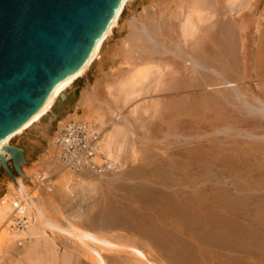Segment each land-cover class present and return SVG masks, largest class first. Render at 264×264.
Masks as SVG:
<instances>
[{
    "label": "rangeland",
    "instance_id": "1",
    "mask_svg": "<svg viewBox=\"0 0 264 264\" xmlns=\"http://www.w3.org/2000/svg\"><path fill=\"white\" fill-rule=\"evenodd\" d=\"M179 5L135 0L123 7L85 76L10 140L23 150V175L8 162L12 183L0 167V207L30 199L61 231L33 206L21 217L15 209L0 215V264H264V78L257 51L264 0L244 6L241 19L227 0ZM229 16L235 24L225 37L221 25ZM187 20L194 30L184 34ZM143 25L157 30L166 50L132 39ZM201 35L202 53L195 49ZM193 58L215 70H201L208 87L195 80ZM223 76L254 94V111L239 107L237 97L223 103L210 96L214 86H226ZM69 120L99 133L101 164L92 163L99 170L69 169L55 155L54 139ZM112 122L121 132L107 154ZM100 229L105 236L112 230V245L83 234Z\"/></svg>",
    "mask_w": 264,
    "mask_h": 264
},
{
    "label": "water",
    "instance_id": "2",
    "mask_svg": "<svg viewBox=\"0 0 264 264\" xmlns=\"http://www.w3.org/2000/svg\"><path fill=\"white\" fill-rule=\"evenodd\" d=\"M121 1L0 0V142L89 59ZM1 151L0 167L13 183L8 162L23 175V150L8 144Z\"/></svg>",
    "mask_w": 264,
    "mask_h": 264
},
{
    "label": "bare ground",
    "instance_id": "3",
    "mask_svg": "<svg viewBox=\"0 0 264 264\" xmlns=\"http://www.w3.org/2000/svg\"><path fill=\"white\" fill-rule=\"evenodd\" d=\"M134 1L135 0H122L120 2L119 7H118L117 11L115 12V14H114V16H113L108 28L104 31V33L101 35V37L96 41V43L94 45V48H93V51L90 54L89 59L84 64H82L76 71H74L72 74H70L69 76H67L66 78H64L63 80H61L57 84L55 90L53 91V93L51 94V96H50V98H49V100L47 102L46 107L40 113H38L37 115H35L31 119H29L28 121L23 123L21 126L16 128L12 132H10L0 142V153H3L1 151L3 146H7L8 143L11 142L10 140H12V138H14L15 136H18L23 131L28 129L30 126H32L34 123L38 122L45 114H47L51 110V108H52L53 104L56 102V100H58V98H60L62 96V94L67 89H69L70 86L73 85V83L77 79L82 78L83 76H85V74L88 71V68L98 58V55H99V52H100V48H101L103 42L110 36V34H111L112 30L114 29V27L117 26V23H118V20H119V17H120V14L122 12L123 7L129 6ZM183 1H185V0H181V5H179V6H181V8H182ZM227 1H229L230 5L235 6L234 9H231V11H236V13L238 15V18H240V19L242 18L241 10L244 9V6H246L245 8H247L248 10H251V8L258 7L259 3H260V0H243L244 1L243 2L244 5H243V4H241L242 0H227ZM250 1H253L254 3L250 2ZM201 2H202V0H192V5L197 7L198 5H200ZM251 3H253V4H251ZM234 22H235V18H232L231 16H229L226 21L222 22V25H221L222 36L231 37V34H230L231 29L229 28V26L234 25L235 24ZM191 26H193V23L190 22V20L189 21L187 20L186 23L184 24V27H183L184 34L185 33H187V34L189 33L188 32L189 28L190 29L193 28ZM149 27H150V25H149ZM196 29H197V27H196ZM192 30H194V29H192ZM156 32H157V30H150L145 25H143L139 29V31L136 30V32L132 33V39L137 41L139 43V45H142V46L145 43H151L155 49L166 50L165 46H163L162 44H158L156 42V40H155ZM245 36H246V34H245ZM259 39H260L261 42L259 41V45H258V48H257V51L259 52V57H260L258 59V61H259V66H260V72H262V76H263L261 78H264V59H262V57H261L262 52L264 53V47H263L264 32L262 34H260ZM245 40L242 38V47L248 48L249 41H248L247 36H246ZM196 43H197L196 44V48H195L196 51L202 53L204 48H205V46H206L207 38L204 35H201L200 39L197 40ZM213 44L214 43L212 42L211 45L214 46ZM191 63H192V67L194 69V74L196 76L198 75L197 78L195 79L197 82H200V81H202L204 83L206 82L205 81L206 79L203 78V76L200 74L201 70H205V72H213V71H215L211 66L203 64L200 60H198V58H193L191 60ZM145 74H146V71H143V70L142 71H138V75H140V76H144ZM241 78L244 81V78L243 77H241ZM245 78H246V76H245ZM219 79L222 80V84L221 85L222 86L226 85V86L222 87V88L214 86V88L211 89V95L210 96L212 98H214L215 101H221L222 100L223 103H224V101L227 102V101L231 100L233 98V96H234V98L237 97L236 98L237 102H238V100L240 102V103L238 102L239 103V105H238L239 107L242 105V108L246 109L247 112L254 111L253 109H255V108L253 106H254L255 101L257 100V98H254V94H252L251 92L249 94L245 93L244 90L242 89V87L239 86V83H238V85L229 86L230 83L227 81L228 79L226 80V78L224 76L220 77ZM239 79H240V77H239ZM208 85H206V83H205V86L208 87ZM123 90H125L124 87H123ZM122 92H124V91H122ZM122 94H124V93H122ZM230 103H232V102H230ZM158 105H157V107H158ZM168 106H170V105H168ZM258 112H263V111L258 110ZM111 115L114 117L115 120L123 121L122 118H120V116L114 114L113 111H111ZM90 117L95 118L98 121V123L100 124L101 127L104 125L103 118L99 115V113L97 111H92V113L90 114ZM80 122L84 123L85 128H86V132H87V135H88L87 137L89 139H91L93 136H95L96 138H99V133L94 131L88 125L87 122H84V121H80ZM118 126L119 125H117V123L112 122V129L109 132V135L107 136V141L105 140L103 148H102L103 152L105 151L107 154L112 152L111 149L115 145L114 141H115L116 137L121 132V130H120V128ZM226 130L229 131V132H234L235 131V129L229 128V127H227ZM222 132H223V130H222ZM100 142H101V138L97 139L92 144V146H91L92 156H91L90 159H85L83 156H79L77 158H67V160H65V162L63 161L64 164H66L65 167H68L69 169L75 170V169H78V168L83 167V166L92 165V166L95 167L96 170H99L98 167H96L92 163H93V158H94V162H96L98 164H101V158H100L99 155H97ZM54 150L56 151L55 155L59 157L60 153H61L60 152L61 150L57 149L55 147H54ZM147 179H144V180H147ZM14 182H15V180H14ZM148 182H151V181H148ZM107 184H111V180L110 179L107 180ZM81 187L83 188V186H81ZM92 187H93V185H92ZM14 199L15 200H14V202L12 204H10L9 202H5V203L2 204V206L0 207V215H4L5 216L6 213H8L9 211H13L15 209L17 214L21 217L22 215H25L26 211L30 207L33 206L37 210L36 213H37V216H38L39 219H41L45 224L51 226L55 230H60V228L55 223H53L51 220H49L48 217L47 218L45 217L44 212L39 207L35 206L30 199H26V198L22 199L20 197H16ZM75 231H77V230L75 229ZM111 231L106 233V236L103 235V232H104L103 229H100L97 234H95L93 232H86V231H84L83 234L86 235V236L92 237L93 239H95L98 242H102V243H105L107 245H112V241H111L112 232Z\"/></svg>",
    "mask_w": 264,
    "mask_h": 264
},
{
    "label": "built area",
    "instance_id": "4",
    "mask_svg": "<svg viewBox=\"0 0 264 264\" xmlns=\"http://www.w3.org/2000/svg\"><path fill=\"white\" fill-rule=\"evenodd\" d=\"M87 136L85 125L79 120H69L64 123L54 139V147L61 150L59 159L64 162L67 158H77L79 156L90 159L92 156L91 146L97 138L93 136L89 139ZM23 221L25 220H20L16 227H23Z\"/></svg>",
    "mask_w": 264,
    "mask_h": 264
}]
</instances>
